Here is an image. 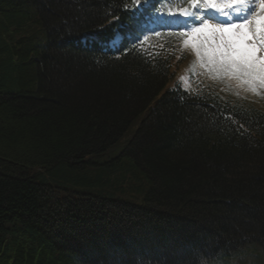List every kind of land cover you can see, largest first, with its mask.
I'll return each instance as SVG.
<instances>
[{
  "label": "trees",
  "instance_id": "1",
  "mask_svg": "<svg viewBox=\"0 0 264 264\" xmlns=\"http://www.w3.org/2000/svg\"><path fill=\"white\" fill-rule=\"evenodd\" d=\"M133 4L0 0V264L264 255V112L166 89L170 39L103 50Z\"/></svg>",
  "mask_w": 264,
  "mask_h": 264
},
{
  "label": "snow or ice",
  "instance_id": "2",
  "mask_svg": "<svg viewBox=\"0 0 264 264\" xmlns=\"http://www.w3.org/2000/svg\"><path fill=\"white\" fill-rule=\"evenodd\" d=\"M134 3L139 4L140 0ZM187 3L190 7L182 8L179 15L185 18L186 27L193 30L190 39L201 35L220 37L217 47L206 49L204 55H215L225 72L243 78L253 91L257 84L264 87V0H226L223 7L217 0H187ZM209 9H214L217 15H209ZM184 43L189 44V40ZM192 48L199 57L196 44ZM174 88H179V82Z\"/></svg>",
  "mask_w": 264,
  "mask_h": 264
},
{
  "label": "rangeland",
  "instance_id": "3",
  "mask_svg": "<svg viewBox=\"0 0 264 264\" xmlns=\"http://www.w3.org/2000/svg\"><path fill=\"white\" fill-rule=\"evenodd\" d=\"M208 41L214 46L219 44L220 37L218 35H208ZM250 43V41H248ZM213 55L211 59H216ZM210 67L216 72L219 70V63L210 61ZM205 61L199 62L196 51L190 50L188 58L179 65L176 69L175 76L171 78L166 88L173 87L174 81H179L184 90L204 89L218 94L222 98L231 100H243L254 107H259L264 110V87L255 85V91L243 82V78H238L234 74H229L223 69L222 80L219 85L214 81V78L203 69ZM183 77V80H181ZM258 93V94H257ZM253 98L256 100L254 101ZM204 264H264L263 251L259 244L252 243L242 247L236 253L229 256L219 258L215 261Z\"/></svg>",
  "mask_w": 264,
  "mask_h": 264
}]
</instances>
